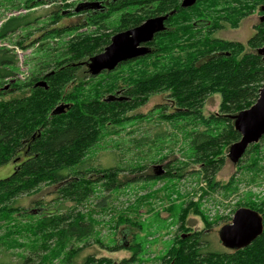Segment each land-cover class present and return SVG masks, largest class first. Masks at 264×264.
<instances>
[{
  "label": "trees",
  "instance_id": "1",
  "mask_svg": "<svg viewBox=\"0 0 264 264\" xmlns=\"http://www.w3.org/2000/svg\"><path fill=\"white\" fill-rule=\"evenodd\" d=\"M179 1L109 0L105 11L89 12L86 25L103 29L110 12L120 11L126 6H140L142 16L123 18L124 28L117 32L137 27L146 19L168 16L164 30L146 44L150 53L135 62L122 63H135L133 74L126 78L107 74L109 78L98 80L97 85L87 83L89 81L85 78L88 79V75L92 78L87 68L89 59L103 52L113 34H82L70 42L71 60L56 64L53 74L48 73L42 78L43 86L34 83L35 78L16 89L21 91L20 96L0 99V166L11 162L14 165L13 172L0 180V220L20 212L14 206L17 198L33 195L41 186L56 187L61 199L76 205L91 197L94 193L92 187L97 183L103 182L104 187H121L123 183L116 180L117 168L84 169L87 155L104 136L114 133L121 124L132 118L139 119L141 116L127 117L126 114L142 107L157 94H164L174 109L166 113V105L158 106L159 121L170 124L182 122L184 127L198 124L201 127L187 135L189 158L192 164L198 165V172L210 190H216L219 185L214 176L224 165L223 150H229L240 138L234 130V117L256 102L264 84V61L258 53L264 47V21H261L264 0H255L256 3L252 0L253 8L258 9L259 21L245 44L212 37L214 31L223 27L221 23L208 28L204 25L191 33L192 27L184 26L185 19L179 17L185 11ZM191 8L186 10L193 11ZM247 15L240 13L234 21L224 19V22L235 28L238 21ZM178 19L179 23L172 28V23ZM27 24L23 19H10L1 28L0 36L13 33ZM183 36L186 39L183 40ZM15 64L16 57L1 49L0 79L10 78L12 74L7 68ZM76 80L79 84L66 91ZM212 95L220 97L218 112L205 117L202 109L206 99ZM58 105L65 107L60 113L55 112ZM260 141L264 142V136ZM251 153H254V161L247 168L254 170L255 160L261 154L259 143L251 145L242 158ZM241 160L236 164L240 165ZM91 172L99 178H88ZM182 174L180 172L178 177ZM148 177L150 181H157L172 180L175 176L168 171L158 175L156 169ZM232 183L233 180L223 188L228 189ZM238 206L257 212L263 219L262 233L248 246L235 251L208 248L203 238L206 230L223 219L209 223L198 205L192 203L188 211L203 220L204 229L190 232L181 225L182 234L172 242L162 259L163 264H264V210L262 206L253 204ZM91 232L92 226L83 222V216L71 213L47 215L33 227V233L41 241L37 249L41 251L40 256L54 244L63 247L67 240L80 239ZM128 263L124 260L119 264ZM84 264L114 263L88 257Z\"/></svg>",
  "mask_w": 264,
  "mask_h": 264
},
{
  "label": "rangeland",
  "instance_id": "2",
  "mask_svg": "<svg viewBox=\"0 0 264 264\" xmlns=\"http://www.w3.org/2000/svg\"><path fill=\"white\" fill-rule=\"evenodd\" d=\"M91 1L109 0H0V31L10 19H23L29 23L13 33L0 36V50H8L16 57L15 66L7 68L12 76L0 79V99L20 96L21 91L16 90L20 85L35 78L34 83L44 82L42 78L48 73L53 74L56 64L69 62L70 42L77 35L116 34L117 30L124 28L123 18L142 16L140 6H126L109 13L105 28L89 26L85 22L89 15L81 12L78 5ZM254 5L252 0H198L191 8L193 11L184 9L179 17L185 19L184 26L192 27L191 33L200 30L201 26L208 28L221 23L223 27L214 31L212 37L245 44L259 21L258 9H254ZM240 13L248 15L241 18L235 28L230 27L227 22L237 19ZM179 19L172 23V28L177 26ZM134 64H120L111 72L92 78L88 75L85 79L89 81L87 83L97 85L98 80H107L109 75L126 78L133 74ZM77 84L78 80L70 83L66 91ZM219 103V95L208 97L202 109L203 116L217 113ZM160 105H166V113L174 110L164 94L151 96L145 105L126 114L127 117L141 116L139 119L132 118L121 124L114 133L104 136L87 155L84 169L117 168L116 180L123 183L121 187H104L103 182L97 183L92 187L94 193L91 197L78 205L61 199L56 187L41 186L33 195L19 196L14 206L20 212L0 220V262L84 264L86 258L93 257L114 264L124 260L128 264H163L162 259L172 242L182 234L181 225L190 232L204 229L203 220L188 211L192 203L198 205L209 223L223 219L212 224L203 238L211 250L226 251L218 234L231 222L233 213L240 208L238 205L253 204L264 210V142H258L261 154L255 160L254 170L247 168L254 161V153L241 158L238 165L228 159V148L224 149V165L214 176L219 186L210 190L198 172V165L192 164L189 158L187 135L201 127L159 121L160 109L157 107ZM13 169L12 162L0 166V180L8 177ZM156 169L168 171L175 177L150 181L148 176ZM180 172L183 174L178 177ZM88 175L90 179L99 178L95 172ZM232 180L231 187L225 190L223 187ZM68 213L83 216V222L92 226L91 234L69 239L63 247L51 244L53 246L50 245V249L40 256L41 251L37 249L41 241L33 233L35 223L50 214Z\"/></svg>",
  "mask_w": 264,
  "mask_h": 264
},
{
  "label": "water",
  "instance_id": "3",
  "mask_svg": "<svg viewBox=\"0 0 264 264\" xmlns=\"http://www.w3.org/2000/svg\"><path fill=\"white\" fill-rule=\"evenodd\" d=\"M196 1L183 0L181 8H189ZM261 10L264 12V7ZM167 18V15L150 18L137 27L113 35L103 52L89 59L87 63L89 73L97 76L103 72H111L122 63L148 55L150 50L146 44L164 30ZM261 21H264V15ZM258 53L264 61V47ZM43 85V82L38 83V86ZM64 108L58 106L55 112L60 113ZM234 130L240 138L229 148L227 156L231 162L236 164L246 150L251 145L257 144L264 136V84L256 102L249 109L234 117ZM162 172L157 169L158 175ZM262 227L263 219L257 212L248 208H238L233 213L231 222L220 229L219 241L227 250L243 249L262 233Z\"/></svg>",
  "mask_w": 264,
  "mask_h": 264
},
{
  "label": "flooded vegetation",
  "instance_id": "4",
  "mask_svg": "<svg viewBox=\"0 0 264 264\" xmlns=\"http://www.w3.org/2000/svg\"><path fill=\"white\" fill-rule=\"evenodd\" d=\"M110 1H112V0H110ZM114 2H116L117 0H113ZM198 1V0H197ZM196 1V2H197ZM180 2H181V4H182V2H183V0H180ZM108 3H109V1L107 2H100V1H96L95 2V4L96 5H93L94 4V2H84V3H81L80 5H78V8L79 9H81L82 11H83V13H86L87 15H89V12L90 11H93V12H98V11H100V12H103V11H105L106 9H107V5H108ZM181 4H180V6H181ZM192 7V6H191ZM191 7H189V8H191ZM183 9H187V8H183ZM92 14V13H91ZM263 15H264V13H263ZM163 16H165V15H163ZM159 17V16H158ZM154 18V17H153ZM147 20V19H146ZM144 22V21H143ZM142 22V23H143ZM130 29H132V28H130ZM127 30H129V29H126V30H123V31H127ZM123 31H120V32H123ZM120 32H118V33H120ZM117 34V33H116ZM113 35H115V34H113ZM112 35V36H113ZM112 36L110 37V40H111V38H112ZM228 251H231V250H228Z\"/></svg>",
  "mask_w": 264,
  "mask_h": 264
}]
</instances>
